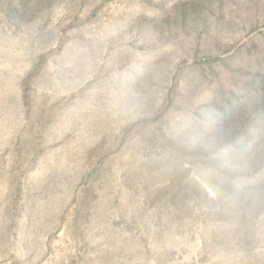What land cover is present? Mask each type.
Instances as JSON below:
<instances>
[{
	"label": "rangeland",
	"instance_id": "obj_1",
	"mask_svg": "<svg viewBox=\"0 0 264 264\" xmlns=\"http://www.w3.org/2000/svg\"><path fill=\"white\" fill-rule=\"evenodd\" d=\"M0 264H264V0H0Z\"/></svg>",
	"mask_w": 264,
	"mask_h": 264
}]
</instances>
